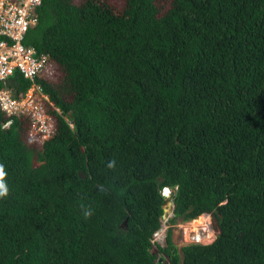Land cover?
Instances as JSON below:
<instances>
[{
	"label": "trees",
	"instance_id": "16d2710c",
	"mask_svg": "<svg viewBox=\"0 0 264 264\" xmlns=\"http://www.w3.org/2000/svg\"><path fill=\"white\" fill-rule=\"evenodd\" d=\"M124 2L42 0L25 43L59 65L61 114L35 153L0 109V264H264V0ZM165 188L212 243L156 240Z\"/></svg>",
	"mask_w": 264,
	"mask_h": 264
},
{
	"label": "built area",
	"instance_id": "2783aa9c",
	"mask_svg": "<svg viewBox=\"0 0 264 264\" xmlns=\"http://www.w3.org/2000/svg\"><path fill=\"white\" fill-rule=\"evenodd\" d=\"M41 5L42 0H0V109L10 119L4 127L11 125L13 117L25 122L27 140L37 147L55 136L57 119L53 112L61 114L42 85V81L58 78L59 65L50 55L25 43L29 30L38 24ZM16 73L31 84L20 96L9 83Z\"/></svg>",
	"mask_w": 264,
	"mask_h": 264
},
{
	"label": "rangeland",
	"instance_id": "374dc122",
	"mask_svg": "<svg viewBox=\"0 0 264 264\" xmlns=\"http://www.w3.org/2000/svg\"><path fill=\"white\" fill-rule=\"evenodd\" d=\"M76 3H84L85 0H75ZM102 1V0H100ZM104 2L107 3L109 7L112 8V10L120 14L122 13L124 7H125V2L124 0H103ZM172 0H155V5L159 10V14L163 15L165 12H167L170 7H171ZM63 98L65 101H71L73 94L70 92H64ZM32 150L37 153L38 147H30ZM173 205L170 210L166 211L165 216L163 218V228L161 232L157 234V238L160 239V241H163L164 235L166 234L167 230L170 227H174V242L176 247L180 250L183 246L189 245L192 243H200L203 245H208L212 243L219 230L217 227V223L215 218L212 215H207V217H203V219L199 221L200 217L198 220H193L189 222H183V221H178L177 224L174 226L170 225V219H174L175 216L173 214ZM197 236V238L195 237ZM195 237V238H194ZM211 237V238H210Z\"/></svg>",
	"mask_w": 264,
	"mask_h": 264
},
{
	"label": "water",
	"instance_id": "95a60500",
	"mask_svg": "<svg viewBox=\"0 0 264 264\" xmlns=\"http://www.w3.org/2000/svg\"><path fill=\"white\" fill-rule=\"evenodd\" d=\"M79 175H80V177H81L82 179L87 178V175L84 174L83 172H79ZM168 190H169L168 195H163V197H164L163 209H164L165 211L170 210L171 207H172V205H173V203H174L175 200H176V191L173 190V189H170V188H169ZM162 261H163V259L160 258V259H159V262H162Z\"/></svg>",
	"mask_w": 264,
	"mask_h": 264
},
{
	"label": "clouds",
	"instance_id": "9594fccd",
	"mask_svg": "<svg viewBox=\"0 0 264 264\" xmlns=\"http://www.w3.org/2000/svg\"><path fill=\"white\" fill-rule=\"evenodd\" d=\"M3 178H4V172H3V169L0 168V197L7 195V188L5 184L3 183ZM167 189L169 188H165L163 190V195H168L167 193H165V190Z\"/></svg>",
	"mask_w": 264,
	"mask_h": 264
},
{
	"label": "bare ground",
	"instance_id": "6f19581e",
	"mask_svg": "<svg viewBox=\"0 0 264 264\" xmlns=\"http://www.w3.org/2000/svg\"><path fill=\"white\" fill-rule=\"evenodd\" d=\"M168 192H169V190H168V189H167V190H165V193H167V194H168ZM203 217H204V215L200 217V219H199V221H198V222H200V221L203 219ZM205 217H207V215H205ZM197 220H198V219H197ZM210 238H211V237H210Z\"/></svg>",
	"mask_w": 264,
	"mask_h": 264
}]
</instances>
